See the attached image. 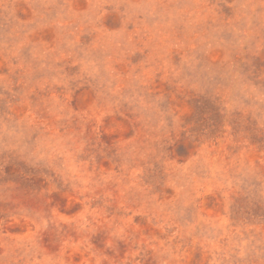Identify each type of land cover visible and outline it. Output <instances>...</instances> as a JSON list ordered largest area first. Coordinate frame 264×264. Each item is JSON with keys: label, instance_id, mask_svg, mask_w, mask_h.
<instances>
[{"label": "rangeland", "instance_id": "rangeland-1", "mask_svg": "<svg viewBox=\"0 0 264 264\" xmlns=\"http://www.w3.org/2000/svg\"><path fill=\"white\" fill-rule=\"evenodd\" d=\"M0 264H264V0H0Z\"/></svg>", "mask_w": 264, "mask_h": 264}]
</instances>
